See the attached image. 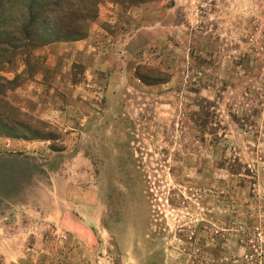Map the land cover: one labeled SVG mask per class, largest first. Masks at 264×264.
<instances>
[{"label": "rangeland", "instance_id": "374dc122", "mask_svg": "<svg viewBox=\"0 0 264 264\" xmlns=\"http://www.w3.org/2000/svg\"><path fill=\"white\" fill-rule=\"evenodd\" d=\"M88 13L0 51V264H264V0Z\"/></svg>", "mask_w": 264, "mask_h": 264}, {"label": "trees", "instance_id": "16d2710c", "mask_svg": "<svg viewBox=\"0 0 264 264\" xmlns=\"http://www.w3.org/2000/svg\"><path fill=\"white\" fill-rule=\"evenodd\" d=\"M83 1L90 4V7L83 8ZM98 1L92 0V3L91 0H77L76 7L72 3L67 6L68 0H0V51L28 52L53 42L85 37L86 16ZM17 2H22L21 6L25 8V16L21 21L12 12L16 11L13 8ZM11 83V80L0 75V108L5 103L1 96L8 92L7 88H13L8 86ZM6 118L8 116H0L1 127L7 125Z\"/></svg>", "mask_w": 264, "mask_h": 264}, {"label": "crops", "instance_id": "0c3cea01", "mask_svg": "<svg viewBox=\"0 0 264 264\" xmlns=\"http://www.w3.org/2000/svg\"><path fill=\"white\" fill-rule=\"evenodd\" d=\"M23 90H25V87L23 88ZM14 94L16 96V99H14L13 102L17 104L18 106L25 108V110L29 111L35 116H39V117L43 116L45 115L46 110L48 111V105L46 104V102L42 100H38L36 96L33 97L31 94H26V93L21 92V93H18V97H17L16 91ZM32 94L36 95V92L35 93L32 92ZM15 144L18 145L19 142L11 141L9 146H15Z\"/></svg>", "mask_w": 264, "mask_h": 264}]
</instances>
